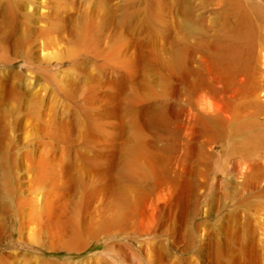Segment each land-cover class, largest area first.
<instances>
[{"label": "rangeland", "instance_id": "obj_1", "mask_svg": "<svg viewBox=\"0 0 264 264\" xmlns=\"http://www.w3.org/2000/svg\"><path fill=\"white\" fill-rule=\"evenodd\" d=\"M0 264H264V0H0Z\"/></svg>", "mask_w": 264, "mask_h": 264}, {"label": "bare ground", "instance_id": "obj_2", "mask_svg": "<svg viewBox=\"0 0 264 264\" xmlns=\"http://www.w3.org/2000/svg\"><path fill=\"white\" fill-rule=\"evenodd\" d=\"M179 72H182L181 70ZM188 74V73H187ZM186 74V75H187ZM180 75V74H179ZM188 77V76H187ZM182 78V77H181ZM189 78V77H188ZM185 79V78H183ZM178 80V78H177ZM181 81V80H180ZM177 82V81H175ZM182 82V81H181ZM186 82V81H184ZM187 82H188V79H187ZM190 82V83H189ZM189 86L192 85L191 81H189ZM180 84V83H178ZM176 85V87L180 88L179 85ZM184 85V84H183ZM194 85V84H193ZM175 87V88H176ZM186 87V85H185ZM182 88V87H181ZM189 88V87H188ZM191 88V87H190ZM193 88V87H192ZM177 89V88H176ZM179 90V89H178ZM181 90V89H180ZM197 91V90H195ZM178 92V91H177ZM184 91V96L183 94H181V96H179V92L177 93L178 96H171L174 98V100H176L178 102L177 104V107L183 109V112L186 111L187 112V116L189 119V116H190V120L192 119L191 117H194V118H199L198 120H200L203 124H207L208 126L212 127L213 129H211V134H213L214 136H216V133L218 132V127L220 126V122L222 121H231L233 120L234 118H236L239 113L241 112V110H239L235 105H236V102L237 100L239 99L238 97L233 100L232 102L228 103L227 106H219L217 104H213V103H207L206 98L203 99L204 96H186L188 92ZM192 93H194V91L192 90L191 91ZM195 94V93H194ZM190 95V94H189ZM192 95V94H191ZM206 101V102H205ZM182 102H184V105H185V108L186 110L184 109V107H180V105L182 104ZM174 104V103H173ZM175 108V106H174ZM176 109V108H175ZM178 112V111H176ZM175 112V113H176ZM185 112V113H186ZM179 113V112H178ZM181 113V111H180ZM182 116V114H179ZM185 115V114H184ZM182 117H185V116H182ZM182 117H178V118H182ZM183 119V118H182ZM186 119V118H185ZM207 127V126H206ZM206 132V131H205ZM208 135V134H207ZM214 136L211 135V137L213 138ZM192 137V135L190 136ZM208 138V136H207ZM210 138V136H209ZM211 138V140H212ZM215 138V137H214ZM213 138V139H214ZM204 140H206L205 138H203ZM216 139V138H215ZM194 143L196 142L194 140H192ZM191 141V142H192ZM201 141V139H200ZM208 142L211 143V141L207 140ZM215 141V140H214ZM206 144V141L204 142ZM193 144V143H192ZM191 144V145H192ZM197 145H194L192 148L195 149ZM201 146V145H200ZM198 147V146H197ZM204 147V146H203ZM199 148H200V151L202 150L201 147H198V150L197 152H199ZM182 203H185V199L182 200ZM155 232H156V226L154 227H149L145 233V235H150L151 239H155L156 238V235H155ZM141 235V234H140ZM162 241V240H161ZM144 252L147 256H150L151 255V252L148 248L144 247ZM165 250H164V242H159L157 244V247H156V254L158 255H165ZM167 254V253H166Z\"/></svg>", "mask_w": 264, "mask_h": 264}]
</instances>
